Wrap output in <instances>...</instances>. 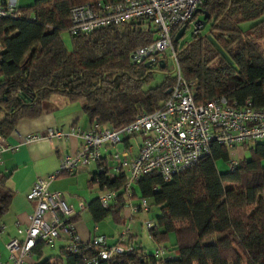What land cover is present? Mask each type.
<instances>
[{"label": "trees", "instance_id": "1", "mask_svg": "<svg viewBox=\"0 0 264 264\" xmlns=\"http://www.w3.org/2000/svg\"><path fill=\"white\" fill-rule=\"evenodd\" d=\"M100 1L115 0H34L19 5L21 17L0 19V136L6 139L21 120L40 116L43 102L55 96L81 102L91 123L109 128L129 124L162 105L175 75L167 65L147 68L130 61L133 51L156 38L149 19L89 35L70 34L71 8ZM200 9L203 12L195 13L192 21L201 14L207 33L199 31L182 44L173 40L182 76L196 83L195 101L224 96L230 103L250 100L254 107H264V0H205ZM63 32L70 34L71 50L62 40ZM156 73L163 74L158 81ZM246 147L248 159L219 172V160H233L231 149L213 144L208 154L169 181L157 172L141 176L131 188L132 197L127 196L125 172L114 178L106 169L97 172L93 181L117 196L108 208L99 198L85 208L95 223L110 217L124 225L128 201L147 199L157 206L158 215L155 226L146 230L165 250V264H264V141ZM8 178L0 172V219L13 198ZM127 244L133 246L131 254L99 264H152V250L132 235ZM98 252L95 245L81 246L77 253L66 247L63 258L40 264H87Z\"/></svg>", "mask_w": 264, "mask_h": 264}, {"label": "built area", "instance_id": "2", "mask_svg": "<svg viewBox=\"0 0 264 264\" xmlns=\"http://www.w3.org/2000/svg\"><path fill=\"white\" fill-rule=\"evenodd\" d=\"M204 1L115 0L84 3L71 8L69 32L72 35H89L94 31L127 24L140 18L149 19L157 31L156 38L133 51L130 61L134 64L150 62L154 67H158L160 63L165 66L170 62L175 81L158 109L140 113L129 124L117 128H49L44 134L26 136V142L40 138L66 139L73 136L81 140V145L75 154L60 159L56 174L39 177L26 193V199L34 203L29 225L24 231L19 229L20 233H25L24 239L13 238L6 243L9 258L4 264H28L27 259L38 242L52 244L62 237L66 238L67 251L70 253H77L81 246L85 249L92 245L99 247L97 256L87 264H99L114 255L131 254L134 251L133 246L127 244L132 235L129 227H124L116 243L111 245L103 236L83 242L73 223L76 211L67 205L60 192L48 188L57 175L72 174L81 165L98 163L101 171H104L106 168L103 166L101 153L104 146H108L112 151V158L117 162L113 166L114 172L107 173V176L114 178L124 170L127 171L126 191L127 196L132 197L131 188L141 176L157 172L164 180L169 181L178 172L194 165L208 154L213 144L233 149L238 145L264 141V107H254L250 100L243 104L236 101L230 103L224 96L202 103L196 102V83L182 76L173 38L183 25L187 28L193 22V15L203 6ZM21 16L18 0H0V19H17ZM199 26L200 23H194V35L199 32ZM133 136H139L141 141L138 153L129 160L132 149L129 147L119 152L117 145ZM7 146L5 138L0 136V155ZM236 164L237 160H231L230 170ZM116 196V191L106 189L99 201L103 207L108 208L115 202ZM125 207L129 210L127 216L130 221L135 219L133 216L148 213L151 208L145 198L130 199ZM141 225L150 230L155 226V221L144 219ZM152 256V264L166 263V252L157 244L152 248Z\"/></svg>", "mask_w": 264, "mask_h": 264}, {"label": "crops", "instance_id": "3", "mask_svg": "<svg viewBox=\"0 0 264 264\" xmlns=\"http://www.w3.org/2000/svg\"><path fill=\"white\" fill-rule=\"evenodd\" d=\"M21 1L26 0H18L20 6H26ZM57 101L43 102L40 116L21 120L12 134L5 139L8 146L0 155V172L9 175L7 185L13 191V198L8 211L0 219V264L6 263L9 258L5 247L6 243L13 238L24 239L25 237L23 231L29 225L30 215L34 208V203L26 199V193L30 187L39 177L56 174L60 159L75 154L81 145V140L73 136L66 139L40 138L31 142L25 141L26 136L44 134L49 128L68 130L77 127L91 129L97 126L96 123L90 122L79 103H68L61 97ZM140 141L139 136L127 138L117 145V151L122 152L130 147L132 150L129 160H132L138 153ZM246 146H235L230 152L239 156L237 160L248 159L250 154ZM101 153L106 173L114 172L113 166L117 162L111 156L112 151L108 146H104ZM100 171L101 165L98 163L81 165L72 174L57 175L50 182L48 188L51 191L60 192L67 205L76 211L77 215L73 223L83 242H89L96 236H103L111 245L116 243L118 234L108 236L106 230L100 229V225H98L100 222L95 223L85 208L91 200L99 198L106 192L104 187L93 181L94 174ZM124 172L128 176V172L125 170ZM124 211L126 215H129V210ZM111 222L114 224L112 220ZM91 224L93 225L91 226ZM132 224L134 227L131 230L133 238L144 247L142 241L137 237L141 235V232L135 228V223ZM19 229L23 231L20 233ZM148 238L153 247L155 242L149 234ZM66 246L65 237L57 239L52 244L44 243L32 251L27 262L28 264H40L49 258L51 262L57 261L61 257L63 258L62 251Z\"/></svg>", "mask_w": 264, "mask_h": 264}, {"label": "rangeland", "instance_id": "4", "mask_svg": "<svg viewBox=\"0 0 264 264\" xmlns=\"http://www.w3.org/2000/svg\"><path fill=\"white\" fill-rule=\"evenodd\" d=\"M33 1L34 0H26V1H21V2H23L24 5H29ZM201 19H203V16L200 14L198 17V20H201ZM193 25H194V22H192L186 28L184 35L178 41L180 44L190 42L192 40V38H193ZM248 26H249V23L242 25L243 29H247ZM199 31L202 35L206 34L208 31V25H205V27ZM61 37H62V40H63L65 46L69 50H71L72 45H71V39H70L69 32H63ZM167 71L171 72V73L173 72V66L171 65L170 62L167 63ZM162 76H163L162 73H156L155 74V78L157 81L160 80L162 78ZM58 99H60V96H55L54 98H52L51 101L58 102L57 101ZM75 103H79L80 105H82L81 102H75ZM230 157H231V159H236V160H237V158H239V156H237L235 154H231V152H230ZM217 168H218L219 172H226L230 169V162H225L223 160H219L217 162ZM150 204H152V203L150 202ZM157 215H158V208H157V206L152 205L150 208V211L148 213H140V214L136 215V217L133 221H130L128 216H127V219H126L124 225H114L111 222L110 217L104 219L98 225H100V229L106 230V234H108V236H115L116 234H118V236H119L120 232L122 231V229L124 227H129L132 230V228H134L132 223H135V228H138V231L141 232L140 233L141 235L137 236L138 239L142 241V243L144 244V247L148 251H151L153 248L152 242L148 238L147 230L144 227H141V221L144 219L154 220L157 217ZM92 225L93 224H91V226ZM172 237L173 236H171V240H173ZM50 251H52V250H50Z\"/></svg>", "mask_w": 264, "mask_h": 264}, {"label": "water", "instance_id": "5", "mask_svg": "<svg viewBox=\"0 0 264 264\" xmlns=\"http://www.w3.org/2000/svg\"><path fill=\"white\" fill-rule=\"evenodd\" d=\"M197 12H203V11L199 8V9L196 10V13H197ZM206 15H207V17L209 16L208 14H206ZM194 23H195V24L200 23L199 30H202V29L205 27V25H206V19L196 20V21H194ZM185 30H186V26L183 25V26L177 31V33L174 35V38H173L174 42H177V41L180 40V38L184 35ZM221 52H222V51H221ZM222 54H223L224 57L227 58V60L230 62V60H229L228 57L224 54V52H222ZM160 65H161V67H164V64H163V63H160ZM145 66H146L147 68H150V67H151L150 62L145 63Z\"/></svg>", "mask_w": 264, "mask_h": 264}]
</instances>
